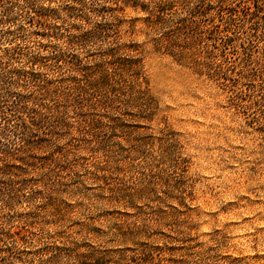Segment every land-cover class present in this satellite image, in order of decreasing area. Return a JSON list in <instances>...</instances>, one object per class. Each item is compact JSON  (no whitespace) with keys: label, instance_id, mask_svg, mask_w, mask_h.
<instances>
[{"label":"rangeland","instance_id":"1","mask_svg":"<svg viewBox=\"0 0 264 264\" xmlns=\"http://www.w3.org/2000/svg\"><path fill=\"white\" fill-rule=\"evenodd\" d=\"M158 1L0 6V264H264V0Z\"/></svg>","mask_w":264,"mask_h":264},{"label":"trees","instance_id":"2","mask_svg":"<svg viewBox=\"0 0 264 264\" xmlns=\"http://www.w3.org/2000/svg\"><path fill=\"white\" fill-rule=\"evenodd\" d=\"M12 1H16V0H0V6L3 7V10H2L3 11V15H6V13H7V10H8L7 4L8 3H12ZM21 1L27 4V3H30L32 0H21ZM172 1L173 0H159L158 1V6H156L157 10H159L160 7H162V8L170 7ZM200 1H204V0H200ZM121 4L124 5L125 4L124 1H121ZM193 11H195V7L193 8V10L189 14L193 13ZM89 32L93 33L94 30L93 31H89ZM108 78H109L108 74L104 75L103 79H102V76H101V77H99V79L93 80V83H91V84H104V81H106ZM79 88L85 89L83 85L81 87H79ZM41 264H54V258H48L45 262H43Z\"/></svg>","mask_w":264,"mask_h":264}]
</instances>
